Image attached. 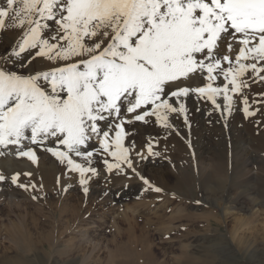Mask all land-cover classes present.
<instances>
[{
    "label": "snow or ice",
    "instance_id": "6c2138e0",
    "mask_svg": "<svg viewBox=\"0 0 264 264\" xmlns=\"http://www.w3.org/2000/svg\"><path fill=\"white\" fill-rule=\"evenodd\" d=\"M5 18L9 28L23 34L0 58V146H14L19 157L33 163L35 152L26 145L41 147L79 173L84 194L100 175L92 166L94 155L113 158L114 163L103 159L108 172L129 175L131 170L129 178L139 177L146 190L162 192L137 171L141 162L162 155L153 151L160 137H150L148 156L131 155L136 133L126 124H149L155 117L156 124L171 130L167 114L174 113L190 127L184 101L194 95L210 101L227 128L233 106L229 92L247 87L237 77L249 69L264 72L258 67L264 62V0H0V29ZM228 40L238 42L235 63L219 55ZM228 48L234 50L233 44ZM222 61L229 63L227 69L220 68ZM221 73L227 83L213 86ZM202 77L204 86L172 90L182 80ZM221 96L223 104L217 101ZM243 103L245 117L255 116L247 97ZM19 177L11 175L12 185L37 188ZM7 179L0 173V182ZM238 194L243 192L233 193Z\"/></svg>",
    "mask_w": 264,
    "mask_h": 264
},
{
    "label": "rangeland",
    "instance_id": "374dc122",
    "mask_svg": "<svg viewBox=\"0 0 264 264\" xmlns=\"http://www.w3.org/2000/svg\"><path fill=\"white\" fill-rule=\"evenodd\" d=\"M9 23L6 18L5 28L0 29V46L6 49L0 58L23 34L22 29L9 28ZM229 43L234 50L228 48ZM238 50V42L228 40L219 55H228L235 63ZM228 67L229 63L222 61L220 68ZM258 67H264V62ZM217 72L219 69L213 75ZM260 77L264 72L251 69L237 77L247 87L231 95L236 103L227 116V128L221 112H212L210 101L196 100L194 95L184 101L190 127L182 115L174 113L168 114L174 125L171 130L156 124L155 117L149 124H126L129 132L136 133L132 137L135 150L145 156L150 137H160L153 141V151L162 155L149 157L137 168L155 187L161 184L151 179L152 169L162 171L163 176L169 170L168 184L160 187V193L146 190L148 186L138 177L129 178L131 170L126 169L129 175L108 172L103 159L114 163L113 158L94 155L92 166L100 175L90 181V191L84 194L79 173L69 171L57 158L50 161L53 156L41 147L26 145L35 152L39 167L31 177L20 173L19 182L31 181L37 188L24 191L12 185L11 176L0 182V264H145L144 245L127 242L134 218L140 227L149 219L153 240L149 252L157 263L264 264V79ZM224 81L221 73L213 83ZM244 97L255 116L245 117ZM3 148L6 151L0 146V152ZM10 152L19 157L16 148ZM45 155L50 156L49 161H40ZM73 159L88 166L82 158ZM21 160L30 161L19 157L15 162L22 164ZM59 179L66 183V191L55 185ZM237 189L243 194L234 196ZM33 195L37 199L33 200ZM197 200L202 203L196 204ZM19 228L25 238L19 237ZM137 235L142 236L140 232Z\"/></svg>",
    "mask_w": 264,
    "mask_h": 264
},
{
    "label": "bare ground",
    "instance_id": "6f19581e",
    "mask_svg": "<svg viewBox=\"0 0 264 264\" xmlns=\"http://www.w3.org/2000/svg\"><path fill=\"white\" fill-rule=\"evenodd\" d=\"M6 19V18H5ZM2 53H6V49H5V47H3V46H0V54H2ZM206 83V80H204V78L202 77L201 79H199V80H182V81H180L176 86H174L173 87V91H175V90H177V87H189V88H192V87H199V86H204V84ZM225 83H227L226 81H224V83H222L221 84V82L220 83H213V86H223ZM231 86L229 85V88H230ZM233 93L230 91L229 92V95L231 96ZM219 99V103H220V101H222V96L221 97H219L218 98ZM234 99V98H233ZM197 100V99H196ZM234 102V101H233ZM223 103V102H222ZM234 103H236V102H234ZM202 107V106H201ZM169 114V113H168ZM167 114V115H168ZM170 115V114H169ZM170 119V118H169ZM202 119V118H201ZM112 137L114 136V133H111L110 134ZM136 135V134H135ZM148 136V135H147ZM136 138H138V137H136ZM139 141V140H138ZM127 142H128V139H125V147H127L128 146V144H127ZM13 149H15V147L14 146H9V147H7L5 150L6 151H4V148H3V155H0V173H2V174H4V175H6L7 177H10L11 175H13V174H15V173H21V174H23V173H25V172H30V173H32V175L34 176L35 175V173H36V171H35V169H37V167H39V163H37V165H36V162L35 163H33L31 160L30 161H26V160H21L20 162L22 163V164H18V163H16L15 162V160H17L18 158H14V157H12L11 156V150H13ZM2 151V150H1ZM135 152H136V150H134ZM134 153V152H133ZM142 154H144V153H142ZM50 157V156H49ZM49 157H47L46 155L44 156V157H41L40 156V158L39 159H41L40 161H45V162H47V161H49L48 159H49ZM54 159H51L50 158V161H53L54 162V160H55V157H53ZM37 159V158H36ZM107 159V158H106ZM56 161V160H55ZM58 161V160H57ZM99 161V160H98ZM51 163V162H50ZM48 164V163H47ZM56 164V163H55ZM145 165H148L147 163H145ZM50 166V169H51V164L49 165ZM48 166V167H49ZM47 167V168H48ZM94 167V166H93ZM40 168H43L42 166H40ZM39 168V169H40ZM53 169V168H52ZM153 171H155V172H153L152 173V175H151V179L153 180V181H155L156 180V183H158V184H161V186H166L167 184H168V182H167V180L165 181V178H166V176L168 177V175H170V172H169V170L167 171V173H165V175L163 176V172L162 171H160L159 172V170H154V169H152ZM140 172V171H139ZM21 174H20V176H21ZM51 174V173H50ZM31 175V176H32ZM24 176V175H23ZM65 176V175H64ZM66 177V176H65ZM63 178V177H62ZM139 178V177H138ZM56 179V178H55ZM58 179V178H57ZM65 179H68V178H65ZM94 179V178H93ZM140 179V178H139ZM19 180H22V178L21 177H19ZM62 181H64L63 179H59V180H55L54 181V183H55V185L57 186V187H61V188H64V186H66L65 184L66 183H64V182H62ZM67 181V180H66ZM105 181H108V180H105ZM127 181V180H126ZM129 181V180H128ZM131 181V180H130ZM90 183V182H89ZM55 185L53 186V187H55ZM44 186V185H43ZM160 186V187H161ZM58 188V189H59ZM54 190V189H53ZM64 191H66V189L64 188ZM0 195H3V191H1L0 192ZM67 197V196H66ZM73 198V197H72ZM60 199V198H59ZM145 204L147 203V202H145V201H143ZM144 204V205H145ZM147 204H149V203H147ZM146 204V205H147ZM145 205V206H146ZM134 220H135V222L133 223V224H129V227H128V230H127V232L130 234V238L127 240V242L128 243H131V244H142V245H144V246H141L142 248H144L145 249V251L143 252V255L144 256H142L143 258H144V263L145 264H166V262L165 263H163V262H160V263H157L155 260H154V257L151 255V251L149 252V250H151V242H153V240L151 239L152 237H150L149 236V219H147V222L145 223V224H143V226H141L140 227V222L136 219V218H134ZM17 228H18V226H17ZM17 230H19L20 231V228L19 229H17ZM16 230V231H17ZM138 231V232H137ZM140 232V234H142V236H139V235H137V233H139ZM20 233V234H19ZM18 233V231L16 232V234L18 235L19 234V237L21 236V238L23 237V238H25V236L22 234V232L20 231ZM133 234H135L136 236H134ZM20 239V238H19ZM152 240V241H151ZM169 260V259H168ZM177 261L179 260V259H176ZM112 261H114V258L112 259ZM112 264H115V261L114 262H111ZM121 263V262H120ZM122 264H132L131 262L130 263H128L127 261L126 262H122Z\"/></svg>",
    "mask_w": 264,
    "mask_h": 264
}]
</instances>
